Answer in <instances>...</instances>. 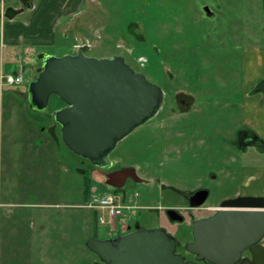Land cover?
<instances>
[{
	"label": "rangeland",
	"instance_id": "1",
	"mask_svg": "<svg viewBox=\"0 0 264 264\" xmlns=\"http://www.w3.org/2000/svg\"><path fill=\"white\" fill-rule=\"evenodd\" d=\"M38 2L39 11L51 9L44 21L55 34L53 43L6 44L16 23L30 22V11L19 13L15 22L0 23L4 72L13 71L8 64L18 61L24 78L32 79L39 51L121 54L167 93L157 115L120 140L113 153L116 167L133 164L139 176L155 180H127L115 193L135 206H165L206 186L210 193L204 206L215 208L237 192L238 175L230 185L226 172L238 170L244 157L261 154L250 145L243 156L233 142L243 128L245 50L264 46V0H34V5ZM202 3H216L218 17L205 18ZM18 86L24 90L22 101L25 87ZM15 87L0 86V264H82L90 256L85 240L92 233L123 234L134 221L159 222L156 214L135 212V207L110 224L106 211L85 207L91 196L114 191L113 186L90 180L88 198L83 159L66 148L59 134L52 139L48 133L50 112L61 102L53 95L42 112L26 104L10 109L18 101ZM172 89L179 93L174 96ZM178 98L192 105L179 106ZM165 225L180 244L189 240L188 217Z\"/></svg>",
	"mask_w": 264,
	"mask_h": 264
},
{
	"label": "water",
	"instance_id": "2",
	"mask_svg": "<svg viewBox=\"0 0 264 264\" xmlns=\"http://www.w3.org/2000/svg\"><path fill=\"white\" fill-rule=\"evenodd\" d=\"M31 8L25 3L20 12ZM35 60L40 69L25 85L29 108L46 110L52 95L63 102L51 112L60 139L68 150L94 166L107 167L117 143L162 107L160 84L121 54L97 57L79 49L63 55L39 51ZM132 172L134 167H122L115 172L120 182L106 184L122 188ZM207 196V189L195 191L190 206L202 204ZM167 213L172 220H183L172 208ZM191 226L193 240L186 243V249L196 253L197 259L231 264L248 249V264H264V247L257 244L264 237V196L225 198L213 214L193 220ZM85 246L104 264H196L176 252L175 236L163 228H139L105 239L89 236Z\"/></svg>",
	"mask_w": 264,
	"mask_h": 264
},
{
	"label": "flooded vegetation",
	"instance_id": "3",
	"mask_svg": "<svg viewBox=\"0 0 264 264\" xmlns=\"http://www.w3.org/2000/svg\"><path fill=\"white\" fill-rule=\"evenodd\" d=\"M28 2L29 3H27V1H24V3H23V0H0V23L2 25H4L5 22H11V23L15 22L17 20L16 19L17 15L19 13L25 12V11L20 12V9L23 7V5L25 3H26V5L27 4L32 5V7L35 6L34 5V0H30ZM32 9L33 8H31L29 10H26V12L30 11ZM201 10H202L205 18H207L209 20H214V19H216L218 17V12L220 10V7L217 6L216 3L214 5H211V4H208V3H202L201 4ZM131 30H133V29H131ZM134 36H137V37H140V38L142 37V35L137 34V33H134ZM10 65H12L11 67H13V70H14L16 67L18 69L20 64L18 63V61H11V63L8 64V66H10ZM37 69H38L37 70V72H38L39 69H40V62H39V66L37 67ZM0 71H3V69L1 68ZM37 72H36V74H37ZM29 80L30 79H25L24 78L22 84H15L16 87L13 88V90L18 93V101H19V98L21 97V93H20V90H19L20 87L18 85H22V86L25 87L27 81H29ZM152 81H154V80H152ZM1 85L2 84H0V86ZM10 85H13V84H10ZM171 91H172V94H174V96H176L177 92L179 93V89H172ZM163 92H164V99H163L162 107L164 106V104L166 102L165 101V97H166V94H167V93L165 94L164 89H163ZM52 97H53V95L50 97V99ZM50 99H49V103H50ZM26 101H27V99H26ZM176 102H177V104L179 106L181 104H183V103L185 104L186 107L189 106V105L190 106L192 105V100H191V102H189V101L184 102L183 98H178V100H176ZM63 105H64V103L61 102L58 105H56L53 109H55L57 107H61ZM48 108H49V106H48ZM48 108H47V110H48ZM168 108L171 109V106H169ZM52 110H51V112H52ZM51 112H50V116H49L50 121L52 123L51 133H52L53 138H55V135L59 134V126L52 121ZM235 141L237 142V144L239 146H244L245 144L254 145L256 148H262V146H263L262 142L259 139H257V136L252 131H250L247 128L246 129L244 128V129L240 130V132L238 133L237 138H236ZM116 147H117V145H116ZM114 151H115V149L108 156L110 164L107 167L94 166V165H92L90 163L89 160L81 157L83 159L82 163L84 165V168L80 169L81 173L83 172V181L84 182L86 181L88 183H90L91 181L99 182L100 184H104L106 186L108 185V184H106L107 182H112V183L120 182L119 177L115 173L118 169H120V167H116L117 161L113 158ZM125 167H128V166H125ZM131 167L135 168V172L131 173V178L128 177L126 179L125 184H126L127 180H131V184H134V183H150L151 181L155 180V179L150 180L149 178H144V177L139 176L137 174L136 166L131 164ZM138 179H141L142 181L141 182H136L135 180H138ZM165 185H166V182L163 183L162 186L165 187ZM112 188H115V187H112ZM199 189H207L208 190V196H209V193H210L209 188L206 187V186H202V187L194 189L191 192L181 194V196H183L182 200H179L177 198L178 201H174V202L172 201V203L166 204L165 206L160 205L162 210L158 209V208H160V206H158V205L157 206L138 205L137 209L135 210V212L137 210H140V209H146L147 211H149V213L156 214L157 217H159V222L156 223V225H154V226H146L140 220H137V221H134L131 224H128L126 229H125V231L128 232V231H132V230L139 229V228H145V229L163 228L169 233V231L167 229V226L165 225V222L166 223H167V221H168V223H170V222L171 223L172 222H183L185 220V218L188 217L189 218V226H190V228H189L190 238H189L188 241L184 242L183 244H180L178 238L175 236V238H176V252L180 253L183 256L185 261H194L196 264H217V263H215L213 261H210L209 259L204 258V257L197 259L196 258V255H197L196 253H192V252H190L189 250L186 249V243L191 241V240H193L192 234H191V232H192V226H191L192 221L195 220V219L207 217V216L213 214L214 211L216 210V208L218 207L217 206V207L214 208V207H210V206H204L208 196H207L206 200L202 204H200L198 206H190V200L192 198L193 193L195 191L199 190ZM239 195H241V194L238 193V192L237 193L235 192L234 194H231L229 196L224 197V199L225 198H229V197L239 196ZM220 203H219V205H220ZM168 208H172L178 214L182 215L183 216V220L182 221H176V220L170 219L169 216H168V213H167V209ZM204 208L209 209L210 212L205 214V215H195L193 210H200V209H204ZM124 232H123V234H124ZM118 234H122V233L114 232V234H112V235H98V234H95V233L93 234L92 233L91 236H94V237L99 238V239H105V238L115 237ZM263 241H264V237H262L257 242V244L263 246ZM89 253H90V256H88V258H85L83 260L82 264H104V262L95 253H93L91 251H89ZM250 258L251 257H250V253H249L248 249H244V250H242L240 252L239 257L234 259V261H232L233 263H231V264H248ZM252 264H255V263H252Z\"/></svg>",
	"mask_w": 264,
	"mask_h": 264
},
{
	"label": "crops",
	"instance_id": "4",
	"mask_svg": "<svg viewBox=\"0 0 264 264\" xmlns=\"http://www.w3.org/2000/svg\"><path fill=\"white\" fill-rule=\"evenodd\" d=\"M39 5H41L40 2H38L36 6L32 7V10H30V12L33 13L30 17V22L16 23L18 28L15 31H9L7 33V37L9 39L6 44L38 45L42 43L48 44V42L53 43L55 34L54 32L50 33L47 31L44 21L50 14L51 9L43 8V10L41 9L39 11ZM7 37L5 36V40ZM243 59L248 72V84L245 85V94L243 96L242 103H240L241 122L243 124V128L246 127L254 131L260 139L264 140V46L247 48ZM19 90L22 95L24 90ZM24 104L28 106L26 99L11 102L9 106L10 109H16L17 107H23ZM51 130L52 123H50L48 133L50 137L54 139ZM240 130H238V133ZM233 143H235V146L242 151L241 153L243 156L247 153V146L251 145L245 144L244 146H239L236 141ZM255 149L261 154L255 155V157L251 156L250 158L244 157L246 162L240 163L238 170L226 172V175L228 174L227 178L230 179H224V181L230 185L231 182L235 180L236 174L238 175L239 189L237 192L241 195L264 196V149L256 147Z\"/></svg>",
	"mask_w": 264,
	"mask_h": 264
},
{
	"label": "built area",
	"instance_id": "5",
	"mask_svg": "<svg viewBox=\"0 0 264 264\" xmlns=\"http://www.w3.org/2000/svg\"><path fill=\"white\" fill-rule=\"evenodd\" d=\"M24 75L22 67L19 66L15 72L0 71V84H21L23 83ZM85 207L91 209H100L106 211L109 216V222L113 218H120L127 211L135 209V205L125 202L118 193L113 191H105L104 193H98L89 198ZM132 214V213H131ZM100 222L103 223L104 219L100 216Z\"/></svg>",
	"mask_w": 264,
	"mask_h": 264
},
{
	"label": "trees",
	"instance_id": "6",
	"mask_svg": "<svg viewBox=\"0 0 264 264\" xmlns=\"http://www.w3.org/2000/svg\"><path fill=\"white\" fill-rule=\"evenodd\" d=\"M257 89H258V88H257ZM245 128H246V127H245ZM243 129H244V128H243ZM247 129H248V128H247ZM249 130H250V129H249ZM250 131H252V130H250ZM252 132L255 134L254 131H252ZM255 135H256V134H255ZM256 136H257V135H256ZM257 139H259V140L262 142V144H263V146H262L261 149H264V140L260 139L258 136H257ZM90 188H91V184L85 181V192H86V195H88V198H89Z\"/></svg>",
	"mask_w": 264,
	"mask_h": 264
}]
</instances>
